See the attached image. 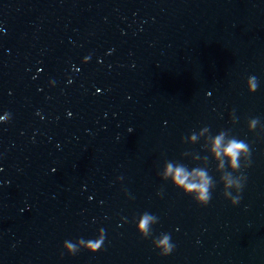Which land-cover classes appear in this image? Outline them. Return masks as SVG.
<instances>
[{
  "label": "water",
  "instance_id": "95a60500",
  "mask_svg": "<svg viewBox=\"0 0 264 264\" xmlns=\"http://www.w3.org/2000/svg\"><path fill=\"white\" fill-rule=\"evenodd\" d=\"M0 264H264V0H0Z\"/></svg>",
  "mask_w": 264,
  "mask_h": 264
}]
</instances>
